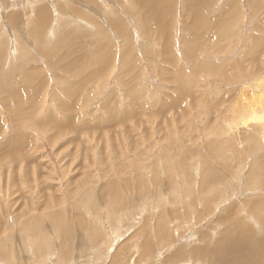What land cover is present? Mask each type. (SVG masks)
Segmentation results:
<instances>
[{
  "label": "rangeland",
  "instance_id": "1",
  "mask_svg": "<svg viewBox=\"0 0 264 264\" xmlns=\"http://www.w3.org/2000/svg\"><path fill=\"white\" fill-rule=\"evenodd\" d=\"M144 1L0 0V264H264V0Z\"/></svg>",
  "mask_w": 264,
  "mask_h": 264
},
{
  "label": "bare ground",
  "instance_id": "2",
  "mask_svg": "<svg viewBox=\"0 0 264 264\" xmlns=\"http://www.w3.org/2000/svg\"><path fill=\"white\" fill-rule=\"evenodd\" d=\"M156 1H158V2H156ZM161 1H163L162 3H159V2H161ZM165 0H147V1H144V3H150V5H153L154 7H157L156 9H160V10H164L165 11V9L167 8L166 6H168V7H171V5L169 4V3H165L164 2ZM249 2H251V3H253V1L254 0H248ZM143 2V1H142ZM141 2V3H142ZM144 6V5H143ZM256 6V5H255ZM254 6V8H256ZM86 7V6H85ZM254 8H250V9H254ZM70 9V8H69ZM105 10V9H104ZM141 10V9H140ZM124 12V11H123ZM38 13H39V11H38ZM39 14H41V13H39ZM227 14H228V12H227ZM13 15V14H12ZM38 16V15H37ZM227 16V15H226ZM15 16H12L11 17V23L14 25V23H13V21H15ZM41 20H44V18L41 16L40 18H39V22L41 21ZM77 20H78V18H77ZM111 21H113V20H111ZM116 23V22H115ZM44 24H46V22L44 23ZM120 25V22L119 23H117L116 25H115V27L116 26H119ZM203 25V24H202ZM199 27H200V24H199ZM207 26H205V28H206ZM35 28V27H34ZM41 30V29H40ZM163 30H165L166 31V27H164V29ZM37 32H38V30H37ZM214 35L215 34H213V35H210L209 36V43L211 44V45H214V41L212 40V38H214ZM223 35V34H222ZM222 37H224V36H222ZM256 39H257V41H258V43H259V46H261V40H259V38L260 37H257V36H254ZM130 40V39H129ZM129 40H128V42H129ZM131 41V40H130ZM193 42V41H192ZM69 45V44H68ZM130 47V46H129ZM128 47V48H129ZM224 47V46H223ZM264 47V46H263ZM201 48H203L204 49V47H201ZM200 48V49H201ZM262 48V47H261ZM200 49H199V51H200ZM223 49V48H222ZM245 49V48H244ZM127 50V49H126ZM126 50H125V54H127V52H126ZM131 48H129V53H131ZM124 51V50H123ZM190 52H191V54L192 53H195V51H194V48H192L191 50H190ZM189 52V53H190ZM258 52H259V50H258ZM211 53V52H210ZM69 54V53H68ZM215 54V53H214ZM213 54V55H214ZM124 55V54H123ZM190 55V54H189ZM72 56V55H71ZM243 57H244V59L246 60V61H249V62H253V63H251V64H253V65H255V63H256V61H257V58H258V55L256 54V52L251 48V47H246V50L245 51H243ZM167 61V60H166ZM248 62V63H249ZM253 65H251V66H253ZM127 68V67H126ZM244 68L245 67H243V70H244ZM130 69V68H129ZM251 69H253V71H255V74H257V73H260V72H262L261 70H258V68H257V66L255 67V66H253ZM131 71V70H130ZM130 73H132V72H130ZM133 92V91H132ZM130 92H128V94H129ZM127 94V93H126ZM133 97V96H132ZM244 97H245V95H244ZM259 97V96H258ZM257 98V97H256ZM260 98V97H259ZM243 100H244V98H242V102H243ZM252 100V99H251ZM256 100V99H255ZM254 100V101H255ZM257 100H258V98H257ZM254 101H248V102H254ZM246 102V101H245ZM261 102V101H260ZM251 103V104H252ZM237 104V103H236ZM235 104V105H236ZM257 104H258V102H257ZM253 105H255V104H253ZM259 105V104H258ZM133 106H135V104L133 105ZM236 107V106H235ZM237 107H238V105H237ZM133 108V107H132ZM260 108V107H259ZM250 110H251V115L250 116H248L247 114L246 115H242L243 116V118H242V123L239 125V126H237V127H235V128H238V127H247L248 125H252V126H254V125H256L257 123H263L262 122V120H264V117L263 118H258V117H260V116H257V115H255V112H253V108H252V106H250ZM126 111V110H125ZM135 113V112H134ZM126 114H127V111H126ZM112 121H113V119H111ZM238 120V119H237ZM65 121H66V117H65ZM65 121L61 124V125H58V127L59 126H62L64 123H65ZM235 122V121H234ZM233 124V123H232ZM237 125H238V123H237ZM62 129V128H61ZM240 130V129H239ZM15 131H17L16 130V128H15ZM20 132V131H19ZM233 133H234V129H233ZM236 133V132H235ZM263 137V136H262ZM263 140H264V138H262V143H263ZM258 169V167L255 165L254 167H253V170H257ZM257 171H259V170H257ZM251 173V172H250ZM257 173V172H256ZM254 174V173H253ZM256 175V174H255ZM252 176H250V175H248L247 177H246V181H245V186H248V185H250L251 184V182L253 181L252 179H255L254 177H252ZM261 178H262V176H261ZM264 179V178H263ZM262 179V180H263ZM260 183V182H259ZM253 184V183H252ZM255 184V183H254ZM256 185V184H255ZM262 185H264V184H262ZM252 186V185H251ZM253 188H254V186H253ZM251 189V188H250ZM255 189H257V188H255ZM220 196V195H219ZM221 197V196H220ZM219 198V197H218ZM215 201V200H214ZM218 202V201H217ZM262 200H261V198L260 199H256V200H251V202H249V205L253 208V210H254V214H255V218H256V220H257V225H259V227L260 226H264V211L262 210ZM215 204V203H214ZM235 208H237V207H235V206H233V211H238V209L237 210H235ZM232 210H231V212H229L228 214H227V218H228V220L230 221V220H232L231 222H230V224H229V227H226L225 229L223 228V232H222V237L219 239V241L215 244V245H210V248L212 249V253H214L215 254V257H217V260H222L221 262H224V260L226 261V260H231L232 259V257H233V249L234 248H237V247H241L242 245H247V246H253V242H254V236H252L253 235V233H255V231L253 230H250V228H247V231H248V233H249V237L247 238V236H246V227H244V229H243V233H241V235H239L238 234V227H242L243 225L241 224V222L240 221H236V218H234V213L235 212H233ZM223 221V223L225 224L226 223V221L223 219L222 220ZM221 221V222H222ZM144 228V227H143ZM143 230V229H142ZM147 230V229H146ZM244 233H245V235H244ZM157 235L159 236V237H161V238H159L158 236H156V240H155V242H157V244H159V245H162L163 244V242L165 241L164 240V235H165V232H163V231H157ZM255 235V234H254ZM252 236V237H251ZM149 237V236H148ZM159 239V240H158ZM144 240H146V241H143V242H145V246H144V244H143V246H141V248L142 249H140L139 248V254H138V252H137V256H138V261H140V260H145L147 257H149V255H150V248H152V244H151V242L150 243H148L147 242V239L146 238H144ZM133 242V241H132ZM136 242V241H135ZM142 242V243H143ZM240 242V243H239ZM121 244V243H120ZM225 244H228V247H223V246H225ZM126 245V244H125ZM131 245V244H130ZM124 245H119V247H123ZM118 247V248H119ZM125 248V247H124ZM129 248V247H128ZM252 248V247H251ZM163 249V248H162ZM119 250V249H118ZM106 252V251H105ZM183 252H184V250H183ZM118 253V252H117ZM129 254V253H128ZM127 254V255H128ZM120 255V254H119ZM122 255V254H121ZM183 255H189V253H183ZM136 256V257H137ZM181 256V253L179 254V253H175V254H173V255H171V256H169V257H167L166 258V260L164 261V264H173V261L175 260V259H177V258H179ZM63 258H64V256H63ZM69 258V257H68ZM116 258H117V255H116ZM134 258V257H133ZM119 259H120V257H119ZM135 259V258H134ZM224 259V260H223ZM68 260V259H67ZM247 259H245V261H246ZM116 261H118V260H116ZM133 261V260H132ZM138 261H137V263H138ZM70 262V261H69ZM121 262V261H120ZM210 262H212V259H211V261ZM116 263H118V262H116ZM234 263V262H233ZM238 263H241V262H238ZM238 263H236V264H238ZM66 264V263H65ZM119 264V263H118ZM134 264V263H133ZM235 264V263H234Z\"/></svg>",
  "mask_w": 264,
  "mask_h": 264
}]
</instances>
